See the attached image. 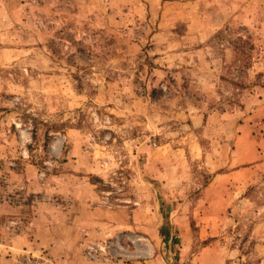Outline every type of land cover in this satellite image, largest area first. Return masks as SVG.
Wrapping results in <instances>:
<instances>
[{
    "label": "rangeland",
    "instance_id": "1",
    "mask_svg": "<svg viewBox=\"0 0 264 264\" xmlns=\"http://www.w3.org/2000/svg\"><path fill=\"white\" fill-rule=\"evenodd\" d=\"M0 203L14 264H264V0H0Z\"/></svg>",
    "mask_w": 264,
    "mask_h": 264
},
{
    "label": "crops",
    "instance_id": "2",
    "mask_svg": "<svg viewBox=\"0 0 264 264\" xmlns=\"http://www.w3.org/2000/svg\"><path fill=\"white\" fill-rule=\"evenodd\" d=\"M235 173V174H234ZM234 173H230L225 176H221V179H227L229 180L236 177V174L240 172L235 171ZM12 206L2 204L0 203V215L7 212H11ZM14 212H19L18 209H13ZM35 221L39 227L33 231L32 235L28 233H21L17 237H14L9 245V247L12 248L14 254L18 255L20 251L27 250H35L37 249H51L56 253L57 255L61 257H65V260L62 261L65 262L64 264H93L91 261H89L86 258H82L80 253L73 252V251H64L60 252L62 250L59 249V242L64 239V237L58 236V232L55 231V228L53 226L51 227L48 223L45 227L42 225V215H39L35 218ZM42 226V227H41ZM58 230V229H57ZM0 245V264H14V260L7 257L5 255V252H7L6 247Z\"/></svg>",
    "mask_w": 264,
    "mask_h": 264
}]
</instances>
